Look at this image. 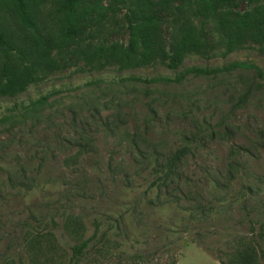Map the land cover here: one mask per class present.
<instances>
[{
	"label": "rangeland",
	"instance_id": "374dc122",
	"mask_svg": "<svg viewBox=\"0 0 264 264\" xmlns=\"http://www.w3.org/2000/svg\"><path fill=\"white\" fill-rule=\"evenodd\" d=\"M98 21L78 22L26 90L0 95V264H240L249 249L264 264V38L227 52L196 19L207 41L176 72L160 57L124 69L83 51L127 43L124 11H107L105 33L88 38ZM181 149L175 181L154 186Z\"/></svg>",
	"mask_w": 264,
	"mask_h": 264
},
{
	"label": "trees",
	"instance_id": "16d2710c",
	"mask_svg": "<svg viewBox=\"0 0 264 264\" xmlns=\"http://www.w3.org/2000/svg\"><path fill=\"white\" fill-rule=\"evenodd\" d=\"M224 1L227 0H181L173 4V0H0V48L5 57L0 65V95L13 96L26 90L32 71L43 64H53L52 50L73 42L78 22L97 17L100 27L88 38H100L105 33L103 19L107 11H124L128 42L103 39L87 45L83 51L124 69L142 67L160 57L176 72L185 56L207 41L206 31L198 26L196 19L212 23L227 52L242 45L248 36L264 38V3L246 9H218V4ZM47 2H51V9L44 12L42 6ZM163 10L171 14L172 20L174 18L170 30L163 28L166 17ZM10 24L16 29H10ZM259 75L264 78V72ZM182 78V75L167 77L170 81H181ZM185 153L184 149L178 150L165 160L162 174L153 182L154 186L170 187ZM240 153L231 151L232 158L228 163L231 177L241 166L237 158ZM87 245V241H82L74 249L81 255ZM239 260L240 264H257L255 251L250 249L240 253Z\"/></svg>",
	"mask_w": 264,
	"mask_h": 264
}]
</instances>
